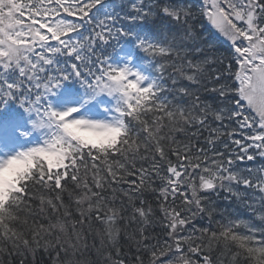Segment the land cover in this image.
<instances>
[{"label": "snow or ice", "instance_id": "1", "mask_svg": "<svg viewBox=\"0 0 264 264\" xmlns=\"http://www.w3.org/2000/svg\"><path fill=\"white\" fill-rule=\"evenodd\" d=\"M219 191L251 218L215 220ZM122 240L131 264H264V0H0V264H126Z\"/></svg>", "mask_w": 264, "mask_h": 264}, {"label": "trees", "instance_id": "2", "mask_svg": "<svg viewBox=\"0 0 264 264\" xmlns=\"http://www.w3.org/2000/svg\"><path fill=\"white\" fill-rule=\"evenodd\" d=\"M201 21H203V24L201 23ZM190 22L193 24L194 31L196 33H198L201 30V27L204 25V20L202 17H197L196 20L190 21ZM220 105H221V102H220ZM195 131H197V130H195ZM195 131H193V132H195ZM189 137H191L190 132L188 133L187 136L185 134L177 135V139L185 141V142L188 141ZM145 166H147V164ZM217 209H219V208H217ZM154 219H155V221H157L158 217H155ZM131 230L132 229L130 228L129 231H131ZM148 231L150 234H153V235L160 234L158 232V230L155 228V223L149 227ZM121 243L124 246V252H125V255L122 258L126 260V264H131L132 256L135 254V246L132 245L131 247H129L128 242L123 241V240L121 241ZM54 256H55V253H52V257H54ZM52 257H50L47 253H44L43 251H41V252H38L36 254V257L34 260L31 256H29L27 261H26V264H52ZM19 259H20L19 257L14 258L13 264H19Z\"/></svg>", "mask_w": 264, "mask_h": 264}]
</instances>
